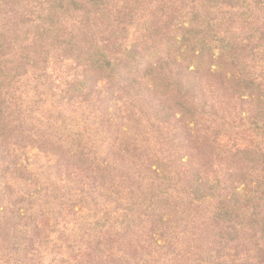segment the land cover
I'll return each instance as SVG.
<instances>
[{"label": "trees", "instance_id": "16d2710c", "mask_svg": "<svg viewBox=\"0 0 264 264\" xmlns=\"http://www.w3.org/2000/svg\"><path fill=\"white\" fill-rule=\"evenodd\" d=\"M102 260L264 264V0H0V264Z\"/></svg>", "mask_w": 264, "mask_h": 264}, {"label": "rangeland", "instance_id": "374dc122", "mask_svg": "<svg viewBox=\"0 0 264 264\" xmlns=\"http://www.w3.org/2000/svg\"><path fill=\"white\" fill-rule=\"evenodd\" d=\"M239 101L241 102V99H239ZM239 101L237 100L236 105L240 104ZM244 107L247 108V105L244 104ZM245 108H243V110H242L243 112L245 111ZM30 154H31V157L33 156V160H32V166L33 167L38 166V164H44V162H46V161L48 162V160H51L52 159L50 156L45 155L44 153H42L41 151H39L37 149H33ZM46 164L48 165L50 163H46ZM61 169H63L64 171L66 170L65 168H61ZM57 170L58 169L54 167V171H57ZM80 173L81 172L78 171V170L75 171V174L77 175L76 178H79ZM73 180L75 181V178H73ZM242 188H243V186L241 187V189ZM156 238H158L160 244H164V240L160 239L157 236H156ZM101 263L102 264H105L106 263V260H102Z\"/></svg>", "mask_w": 264, "mask_h": 264}]
</instances>
